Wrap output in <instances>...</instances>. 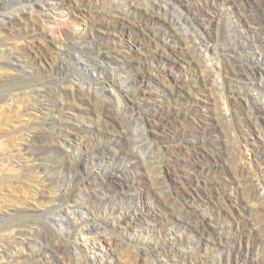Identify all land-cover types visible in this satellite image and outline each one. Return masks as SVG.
Segmentation results:
<instances>
[{"label":"rangeland","instance_id":"374dc122","mask_svg":"<svg viewBox=\"0 0 264 264\" xmlns=\"http://www.w3.org/2000/svg\"><path fill=\"white\" fill-rule=\"evenodd\" d=\"M0 264H264V0H0Z\"/></svg>","mask_w":264,"mask_h":264},{"label":"bare ground","instance_id":"6f19581e","mask_svg":"<svg viewBox=\"0 0 264 264\" xmlns=\"http://www.w3.org/2000/svg\"><path fill=\"white\" fill-rule=\"evenodd\" d=\"M126 136H127V134H126ZM75 208H77V206H76V205H74V206H73L72 210H73V209H75ZM65 214H66V216H67V214H68V211H66V212H65ZM64 218L66 219V221L68 220V218H67V217H64Z\"/></svg>","mask_w":264,"mask_h":264}]
</instances>
